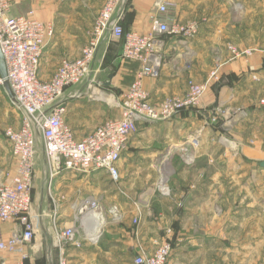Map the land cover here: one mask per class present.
<instances>
[{
	"label": "crops",
	"instance_id": "crops-1",
	"mask_svg": "<svg viewBox=\"0 0 264 264\" xmlns=\"http://www.w3.org/2000/svg\"><path fill=\"white\" fill-rule=\"evenodd\" d=\"M11 1L14 13L54 25L38 68L42 80L52 76L62 57L80 55L104 2ZM172 1L176 3L175 13L180 21L199 22L198 33L193 39L163 38L158 47L162 56L158 77L142 80L150 103L183 95L188 79L204 82L209 70L216 66L220 80L208 83L198 107L168 120L139 124L118 161V169L120 175L130 173L137 180L139 174L143 176L140 179H147L145 175L152 169L158 173L157 166L167 170L171 165L174 174L171 182L173 189L178 190L175 197L161 202L150 199L144 192L135 199L125 188L101 186L102 180L114 185L102 170L87 174L63 170L50 180L38 136L31 210L35 233L24 245V264L27 260L30 264H57L56 230L75 224L81 231L71 205L85 196L109 204L100 208L104 213L100 217L102 236L96 245L87 242L79 248L67 245L65 254L69 264H134V256L142 251L152 252L166 237L170 226L174 227V237L167 264H264V165L260 164L264 161V148L259 140L264 127V107L256 104L264 94V41L254 40L264 35V29L247 28L246 17L241 21L231 20L228 9L224 5L212 6L213 0ZM240 1H243L238 8L241 13H264V0H255V7ZM155 2L131 0L130 11L122 22L124 29L149 32V13ZM227 44L239 50H251L252 54L234 56ZM137 71V62L122 58L120 40L108 35L102 39L89 74L94 80L66 88L62 97L66 102L64 121L77 139L87 134L86 126L99 125L119 115V96L135 79ZM102 75L104 79H100ZM113 105L118 111L109 115ZM235 107L247 109L248 118L237 120L240 116H234L230 133L224 136L223 129L212 125L208 118L215 114L218 118L232 117ZM19 125L20 114L2 85L0 171L6 180L15 173L16 159L4 130ZM245 128L255 130L252 146L244 144ZM197 131H200V143L192 147L188 137ZM191 155L195 161L187 166L184 162ZM81 176L91 178L94 185L79 184L75 188V180H83ZM134 185L135 181L129 183L127 189L132 190ZM186 198L188 207L183 206ZM112 208H115L113 214L109 212ZM134 217L139 219L137 226L132 222ZM16 229V221H0V240H7ZM19 258L18 253L0 250V264H15Z\"/></svg>",
	"mask_w": 264,
	"mask_h": 264
},
{
	"label": "built area",
	"instance_id": "built-area-1",
	"mask_svg": "<svg viewBox=\"0 0 264 264\" xmlns=\"http://www.w3.org/2000/svg\"><path fill=\"white\" fill-rule=\"evenodd\" d=\"M130 4L131 0H104L80 55L62 57L52 76L42 80L38 77V68L43 48L53 36V23L16 14L12 10L11 0H0V53L5 60L6 77L13 93L12 104L20 114L19 127L4 130L16 159L15 173L6 180L0 171V221H16L17 229L7 240H0V250L18 253L20 258L15 264H24V245L33 239L35 233L31 210L38 136L44 143L43 153L50 180L63 170L75 174L102 170L112 183L118 184L121 180L118 161L138 125L168 120L182 111L198 107L208 83L219 80V73L212 70L204 82L188 79L183 95L166 97L157 104L150 103L142 80L145 77H158L162 65L158 47L163 38L176 36L193 39L198 33L199 22L180 21L175 13L174 1L156 0L154 9L149 13V32L125 30L122 22L130 10ZM107 35L121 41L122 58L137 62L138 71L135 79L119 96V115L105 119L91 132L77 139L73 129L64 121L66 102L62 97L66 88L85 80H94L89 78L91 65L100 42ZM228 49L235 56L244 53L231 44H228ZM259 105L264 107V98ZM242 110L237 108L234 113H241L245 117L247 113ZM208 121L212 123L215 118ZM230 121V117L224 116L219 129L229 126ZM199 136L200 131L190 134L188 142L198 147ZM159 174L160 189L165 195L168 193V171L163 168ZM71 208L75 211L74 217L81 231L75 224L56 230L57 264H69L65 254L67 245L75 248L81 247L84 242L96 245L102 236L100 217H104V213L96 199L85 196L72 203ZM109 212L113 214L115 208L109 209ZM132 222L137 226L138 217H134ZM171 233V229H166V237L153 252L137 253L133 263L167 264L172 252Z\"/></svg>",
	"mask_w": 264,
	"mask_h": 264
},
{
	"label": "rangeland",
	"instance_id": "rangeland-1",
	"mask_svg": "<svg viewBox=\"0 0 264 264\" xmlns=\"http://www.w3.org/2000/svg\"><path fill=\"white\" fill-rule=\"evenodd\" d=\"M255 2H257V1H255V0H245L244 1V3L246 5L251 6V7H255V5L257 4ZM242 3H243V1L241 2L240 0H213L212 1V6L213 5L214 6H216V5L223 6L224 5V7H226L228 9V14H229L231 20H234V21H236V20L237 21H241L243 18L246 17V20H245V23L246 24L245 25L247 26V28H248V26L249 27L250 26H254V28H257L259 30L264 29V13L263 12L262 13H258V12L253 13V12H250L249 14L245 15V14L241 13L240 11H238V8L239 7H242L241 6ZM262 4H264V3H262ZM262 7L263 6H260V8H262ZM244 40H247V38L244 39ZM254 40H256V41L259 40L258 42L264 41V35L262 34V37L255 38ZM262 46L264 48V45L263 44H262ZM227 49H228V44H227ZM241 51H244V53L241 54V55L248 56V55H251L252 54V51L251 50H248V49H243ZM246 52H250L251 54H247ZM231 54L234 55L233 53H231ZM241 55H238V56H241ZM212 70H216L219 73V67L216 66V67L212 68L211 70H209L208 75H207V78L209 77V74H210V72ZM104 78H105V75H102L100 77V79H104ZM219 80H220V77H219ZM263 98H264V94L261 95L257 99L256 104L259 105L260 104V101ZM237 108L238 109L239 108L240 109H243L247 113V115L245 117H242V115H240L241 113L240 114L239 113H236V114L234 113V114H232V117H230L232 120L235 119L234 116H236V115L241 116V119L242 120L248 118L249 113H248L247 109H245L243 107H235V109H237ZM116 111H118V109L116 108L115 105H113V108L110 109L109 115H112V114L116 113ZM212 118H215V121L212 122V125L217 126L219 128V126H221V123H222L224 117L218 118V117H216V114H215V115L211 116L208 119L210 120ZM237 120H240V118H238ZM232 122H234V121H230V124H229V126L227 128L221 127L223 129L224 136H228V133H230L229 129H231V127H232ZM97 126H98V124L97 125H93V126L92 125L86 126L85 127V130L88 131L87 134L89 132H91L93 129H95ZM254 131H251V129H246L243 132V134H245L244 135V138H245L244 144L250 145V146H252L253 144H255V139H253L255 137L252 136L253 133H254ZM257 133H258V131H257ZM259 133H260V131H259ZM262 136H263V139H262ZM259 137H260V139H259L260 140V145H261V147L264 148V142H263L264 141V127H262V129H261V135ZM38 145L39 146L42 145V148L44 146V143H43V140L41 139V137L38 138ZM233 145L236 147V146H238V143H233ZM194 158L195 157L193 155H191L190 157L186 158L184 164L187 165V166L193 164L194 161H195ZM163 168H164L163 166H160V167L157 166L155 169L158 170V173H156V174H155V170L152 169L150 171V174L149 175H147V174L145 175L147 177V179L146 178L140 179L142 175L139 174L137 176V180H134L133 174H130V173L129 174H127V173L124 174V173H122L121 180L118 183V185H116V184L113 185V184L109 183L106 180L105 181L102 180V181H100V183H101V186L105 185L106 188H109V187H112L113 189L118 188V187H121V189L122 188L123 189L125 188L126 189L125 191H130L129 193L130 194H133L132 196L135 199H138L139 197H141V195H143L144 192H146V193H148V197H150V199H152V200H159V201L162 202L163 200H165V198L169 199L170 197H175L174 196V193L176 194L177 191H178V190L173 189V184H172L171 180L174 177V174H173V167L170 165L167 168V171H168L167 177H168V179L166 180V185H167V188H168V193L165 194V195L162 193V191L160 189V184H159L160 183V174H159V171L163 170ZM80 179H83V180H78V181L75 180V184H74L75 185V188H78L79 184H82L84 186L94 185V184H92V181L90 180L91 178H89V177H83V176H81ZM134 181H135L134 187L132 188V190H128L127 189L128 184L131 183V182H134ZM107 200H108V198H107ZM102 201H101V203H99L100 204V207H103L105 205L106 206L109 205V204H107L105 202H102ZM183 201H184L183 206L188 207V203H187L188 200H187V198L185 200H183ZM106 209H108V208H106ZM173 228H174L173 226H170L169 228H167V229H171V231H172V233H171L172 234L171 235V240H173V237H174L173 236V231H174ZM26 264H30L28 260H27V263Z\"/></svg>",
	"mask_w": 264,
	"mask_h": 264
},
{
	"label": "water",
	"instance_id": "water-1",
	"mask_svg": "<svg viewBox=\"0 0 264 264\" xmlns=\"http://www.w3.org/2000/svg\"><path fill=\"white\" fill-rule=\"evenodd\" d=\"M6 75H7V71H6L5 60H4L3 56H2V54L0 53V76L3 79V86H4V88L6 89V91L10 95V97L13 98V93L11 91V88H10V85H9V82L7 80ZM109 77H111V75ZM106 84L108 85L109 82L107 81ZM260 164L261 165H264V161H262Z\"/></svg>",
	"mask_w": 264,
	"mask_h": 264
},
{
	"label": "trees",
	"instance_id": "trees-1",
	"mask_svg": "<svg viewBox=\"0 0 264 264\" xmlns=\"http://www.w3.org/2000/svg\"><path fill=\"white\" fill-rule=\"evenodd\" d=\"M130 11V10H129ZM129 11L127 13H129Z\"/></svg>",
	"mask_w": 264,
	"mask_h": 264
},
{
	"label": "bare ground",
	"instance_id": "bare-ground-1",
	"mask_svg": "<svg viewBox=\"0 0 264 264\" xmlns=\"http://www.w3.org/2000/svg\"><path fill=\"white\" fill-rule=\"evenodd\" d=\"M103 97V96H102Z\"/></svg>",
	"mask_w": 264,
	"mask_h": 264
}]
</instances>
